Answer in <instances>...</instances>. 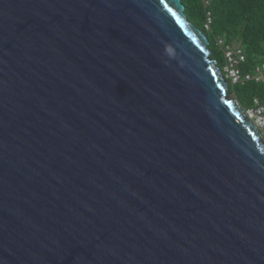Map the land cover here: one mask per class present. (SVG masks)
I'll return each instance as SVG.
<instances>
[{
    "label": "water",
    "instance_id": "1",
    "mask_svg": "<svg viewBox=\"0 0 264 264\" xmlns=\"http://www.w3.org/2000/svg\"><path fill=\"white\" fill-rule=\"evenodd\" d=\"M182 0H0V264H264V138Z\"/></svg>",
    "mask_w": 264,
    "mask_h": 264
},
{
    "label": "trees",
    "instance_id": "2",
    "mask_svg": "<svg viewBox=\"0 0 264 264\" xmlns=\"http://www.w3.org/2000/svg\"><path fill=\"white\" fill-rule=\"evenodd\" d=\"M185 12L198 29L209 39L211 58L223 68L225 58L218 39L242 46L246 54L244 69L251 70L264 62V0H210L206 5L203 0H182ZM211 11L210 30L204 28L207 12ZM229 95L243 110L253 104L255 97L264 100V83L242 81L232 84L229 79Z\"/></svg>",
    "mask_w": 264,
    "mask_h": 264
},
{
    "label": "built area",
    "instance_id": "3",
    "mask_svg": "<svg viewBox=\"0 0 264 264\" xmlns=\"http://www.w3.org/2000/svg\"><path fill=\"white\" fill-rule=\"evenodd\" d=\"M203 1L206 5L210 3V0ZM212 20L211 11H208L204 23L206 30H210ZM218 44L224 51L225 62L221 71L226 79H229L232 84L242 81L264 83V62L255 65L251 70H246L243 66L246 62V54L242 46L229 44L223 38L218 39ZM243 112L246 118L256 124L264 138V100L260 97H255L253 104L243 110Z\"/></svg>",
    "mask_w": 264,
    "mask_h": 264
},
{
    "label": "clouds",
    "instance_id": "4",
    "mask_svg": "<svg viewBox=\"0 0 264 264\" xmlns=\"http://www.w3.org/2000/svg\"><path fill=\"white\" fill-rule=\"evenodd\" d=\"M222 72V71H221Z\"/></svg>",
    "mask_w": 264,
    "mask_h": 264
}]
</instances>
